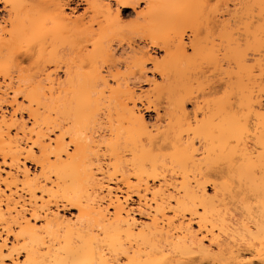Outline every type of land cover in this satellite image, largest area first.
I'll return each instance as SVG.
<instances>
[{"label":"bare ground","instance_id":"6f19581e","mask_svg":"<svg viewBox=\"0 0 264 264\" xmlns=\"http://www.w3.org/2000/svg\"><path fill=\"white\" fill-rule=\"evenodd\" d=\"M201 2L0 0V264H264V0ZM129 10L164 58L131 42L124 72Z\"/></svg>","mask_w":264,"mask_h":264},{"label":"rangeland","instance_id":"374dc122","mask_svg":"<svg viewBox=\"0 0 264 264\" xmlns=\"http://www.w3.org/2000/svg\"><path fill=\"white\" fill-rule=\"evenodd\" d=\"M108 1H110V0H105V2H108ZM251 3H252V0H202L201 3L196 4L197 5L196 6V11H197V14H198L199 18H207V17L209 18V17H212V16L214 17V15L217 16V17L215 16L216 18H221V17L222 18H228L229 16H231V14H229V12L230 13L232 12L233 16H235V15L241 16L243 14V11L248 6H251L250 5ZM143 6H144L143 4H140L138 9H141ZM66 9H67L68 12H71L74 9L76 11L75 13H77V14H80L83 11V7L82 6H77L75 1L69 2V5L67 6ZM5 15H6V12L3 10V5L0 4V17L5 16ZM218 16H220V17H218ZM140 20L144 21V20H142V18H137L136 17V13L133 12V10H129V11L125 12L123 14L122 21L120 22V27L122 26L121 27V30H122L121 37L118 35L119 38L116 37L114 39V41L112 42L113 43V50L115 51V58L118 60V62L116 61V63H119V64L121 63V65L122 64L124 65L122 67L123 71L126 70L125 66L127 64H125V62L127 61V63L129 64V62L131 61L130 57L135 56V53L132 51L131 45H129V43L130 44H131V42H133V44L135 43L134 46L137 47V48H140V47L143 48L145 46L148 47L151 44L150 39H146V37L143 36L144 34L141 31H139V30H141V29H139L140 27H138V25H139L138 23H140ZM141 23H143V22H141ZM202 27L204 28V26H202ZM203 28H202V30L204 31ZM206 29L207 28L205 27V30ZM209 30H211L210 31V35L211 36H212V32L213 31L216 33V30L212 31V29H210V28H209ZM209 30L207 29V31H209ZM202 33H203V35L205 34L204 32H202ZM213 37H216V36H213ZM213 37H210V38H213ZM121 39H123V40H121ZM148 48L151 49V51L153 52L154 55H156V57L159 59V61L163 60L164 52L162 50H160L159 48H155L152 45H150ZM190 52H192V51L190 50ZM128 59H129V62H128ZM208 62L207 63L204 62V65H202V68L203 69L205 68L204 71H206V73L204 72L205 75L203 73H201V74H203V76H202V75H200V73H196V74H199V79H198V76H196V74H194L195 72L192 69H189V72L191 70L193 71L191 74L189 72H187L189 75L192 76V77L190 76V78H192L190 80V83L193 82L192 85L195 84L193 86L192 85H190V86H192V88L194 87L193 90L195 89L194 91L195 92L197 91V94H200V92H202L201 90H203V88H204L205 91H208V87H209V85H207L208 80H209L208 77H210V76L213 77V75L215 74V73H213L214 71L212 72V70H213L212 68L214 67L213 64H209ZM99 65H101V67L103 66L102 68H105V69H107V67H108V63H105V62L102 63V61H101V64L99 62ZM210 65L213 66V67H211ZM202 68L199 69V72H200V70L203 71ZM152 69H153L152 66L149 65L148 66V71H149L148 75H150L149 76L150 78L152 77V74L150 73V71ZM127 70L124 71V72H128ZM215 72H216V70H215ZM188 74H187V76H189ZM60 75L61 76L63 75V77H64L63 70L60 71ZM215 76H216V74L214 75V78H215ZM212 77L210 78L211 80L213 79ZM217 77H219V76H217ZM131 78H132L131 81L134 82V80L137 79L135 81L138 82V78H135V76H131ZM143 78L145 79V78H148V77L144 76ZM143 78H141V80L139 79V82H141L139 84V86H141L143 88H148L149 85L146 82H144L145 80ZM157 78H159V82H160L161 78L160 77H157ZM193 79H195V81ZM211 82H213V81H211ZM203 93L204 92H202V94ZM217 96H219V95H217ZM162 99H163V97L160 99L162 102L160 100L158 101V99H157V102H156V104L160 108L161 113L164 112L163 108L165 107L164 106V104H165L164 101L165 100H162ZM188 107H189V109L192 110L193 109L192 108L193 107L192 103L188 104ZM145 113H146L145 115H146L147 119L151 123L153 122L154 124H164V120L159 121V119H161V118L157 117V113L155 111H150V112H145ZM163 115H164V113L161 114V116L165 119V117ZM98 118L100 119L99 121L102 122V124L97 121L96 122L97 124H95V126H93V128H95V129L93 130V128H92L93 131H95V130L97 131L96 134L92 130H89V131H92V135L91 134H89V135L93 138V141H94V138H95L96 141H97V139H99V140L101 139L100 142L103 144L104 139H108L109 138V133L107 132L108 123L106 124V121H103V120H107L106 118H102V119L100 117H98ZM99 128H101V129H99ZM89 133H91V132H89ZM93 135H95V136H93ZM102 135L103 136L105 135L107 138L105 136L103 137ZM102 149H104V148H102ZM101 152L103 153V151H101ZM104 152H105V150H104ZM104 161H106V160H104ZM71 212L77 213V210H75L74 208L68 209V211H67L68 215Z\"/></svg>","mask_w":264,"mask_h":264}]
</instances>
